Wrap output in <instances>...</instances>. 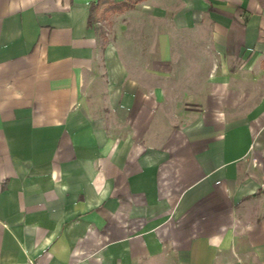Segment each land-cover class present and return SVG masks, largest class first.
<instances>
[{
    "label": "crops",
    "instance_id": "crops-1",
    "mask_svg": "<svg viewBox=\"0 0 264 264\" xmlns=\"http://www.w3.org/2000/svg\"><path fill=\"white\" fill-rule=\"evenodd\" d=\"M96 1L0 0V264H264V0Z\"/></svg>",
    "mask_w": 264,
    "mask_h": 264
},
{
    "label": "trees",
    "instance_id": "trees-1",
    "mask_svg": "<svg viewBox=\"0 0 264 264\" xmlns=\"http://www.w3.org/2000/svg\"><path fill=\"white\" fill-rule=\"evenodd\" d=\"M139 0L115 1L97 0L92 6L89 14V23L98 19H103L110 11H119L130 8Z\"/></svg>",
    "mask_w": 264,
    "mask_h": 264
}]
</instances>
